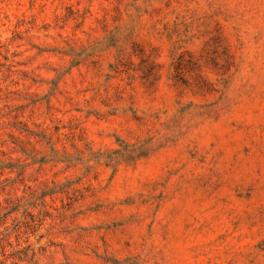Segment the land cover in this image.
<instances>
[{"label":"rangeland","instance_id":"374dc122","mask_svg":"<svg viewBox=\"0 0 264 264\" xmlns=\"http://www.w3.org/2000/svg\"><path fill=\"white\" fill-rule=\"evenodd\" d=\"M0 264H264V0H0Z\"/></svg>","mask_w":264,"mask_h":264},{"label":"trees","instance_id":"16d2710c","mask_svg":"<svg viewBox=\"0 0 264 264\" xmlns=\"http://www.w3.org/2000/svg\"><path fill=\"white\" fill-rule=\"evenodd\" d=\"M7 202H9V203H11V204H13V203H14V201H13V200H11V199L7 200ZM6 209L8 210V208H5V210H6ZM8 213H9V212H8ZM6 230H7V229H6ZM6 230H5V231H6ZM7 235H8V234H6V236H7Z\"/></svg>","mask_w":264,"mask_h":264}]
</instances>
